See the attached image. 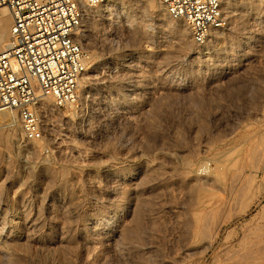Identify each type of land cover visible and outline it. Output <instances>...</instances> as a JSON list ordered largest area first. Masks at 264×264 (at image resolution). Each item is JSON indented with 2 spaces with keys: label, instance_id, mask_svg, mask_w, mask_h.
Here are the masks:
<instances>
[{
  "label": "rangeland",
  "instance_id": "374dc122",
  "mask_svg": "<svg viewBox=\"0 0 264 264\" xmlns=\"http://www.w3.org/2000/svg\"><path fill=\"white\" fill-rule=\"evenodd\" d=\"M108 5L81 32L77 100L44 104L38 140L0 128L12 264H224L251 232L264 252L263 1L231 2L203 45L157 0ZM244 204L206 252L210 227Z\"/></svg>",
  "mask_w": 264,
  "mask_h": 264
},
{
  "label": "built area",
  "instance_id": "2783aa9c",
  "mask_svg": "<svg viewBox=\"0 0 264 264\" xmlns=\"http://www.w3.org/2000/svg\"><path fill=\"white\" fill-rule=\"evenodd\" d=\"M136 1L141 0H0V22L5 10L13 19L9 39L0 48V128L19 123L28 140L41 138L44 104L75 102L90 66L81 38L88 11ZM157 1L189 26L198 45L224 25L228 0Z\"/></svg>",
  "mask_w": 264,
  "mask_h": 264
},
{
  "label": "bare ground",
  "instance_id": "6f19581e",
  "mask_svg": "<svg viewBox=\"0 0 264 264\" xmlns=\"http://www.w3.org/2000/svg\"><path fill=\"white\" fill-rule=\"evenodd\" d=\"M231 2H234V1H230V0H228V1H225L224 2V4H223V13L226 11V9L228 10V8H230V3ZM264 3V2H263ZM108 4H112V3H105V4H103V5H100V6H98L99 8H98V11L99 12H104V11H106V10H108V9H110V5H108ZM106 5V6H105ZM233 5V4H232ZM133 8V7H132ZM256 8V7H255ZM111 10V9H110ZM12 23H13V19H12V17H11V14H10V12L9 11H7V10H5L4 11V16H3V18H2V20H1V22H0V48H2L4 45H5V43L8 41V39H9V36H10V31H11V26H12ZM191 31V30H190ZM214 31H215V29H213L212 31H211V35L214 33ZM191 35H192V32H191ZM81 38H82V36H81ZM193 39V38H192ZM194 41V40H193ZM1 116H3V117H6L5 116V113L3 114V115H1ZM6 137V136H5ZM254 148V147H253ZM258 154V153H257ZM261 155V154H260ZM257 157H259V156H257ZM262 157V156H261ZM256 161V160H255ZM259 161V160H258ZM253 163H254V161H253ZM256 163V162H255ZM258 163V162H257ZM256 163V164H257ZM242 166V165H241ZM235 173V172H234ZM250 174V173H249ZM223 175V174H222ZM254 175V174H253ZM252 175V176H253ZM240 176V175H239ZM249 176V175H248ZM247 176V177H248ZM263 176V175H262ZM222 177V176H221ZM250 177V176H249ZM248 177V178H249ZM254 177V176H253ZM239 178V177H238ZM242 178V177H241ZM240 178V180H242ZM59 180V179H58ZM64 180V179H63ZM232 180V179H231ZM230 180V181H231ZM250 180V179H249ZM223 181V180H222ZM232 183H233V181H231ZM236 182H237V180H236ZM245 182V181H244ZM231 183V184H232ZM243 184V183H242ZM247 184H248V180H247ZM250 184V183H249ZM233 185H234V183H233ZM232 185V186H233ZM251 185V184H250ZM235 186V185H234ZM242 186H245V185H242ZM221 187V186H220ZM248 187V186H247ZM245 189V188H244ZM256 189V188H255ZM241 190V189H240ZM243 190V189H242ZM241 190V191H242ZM231 191V190H230ZM240 192V191H239ZM248 192V191H247ZM246 192V193H247ZM2 193V192H1ZM234 194V193H233ZM256 195V194H255ZM231 196H232V193H231ZM239 197V194H237V195H235L234 196V198H236V197ZM233 197V196H232ZM249 197V196H248ZM253 197V196H252ZM256 197H257V195H256ZM250 198H251V196H250ZM249 199V198H248ZM252 199V198H251ZM234 200V199H233ZM240 200V199H239ZM247 200V199H246ZM250 200V199H249ZM249 200H248V202H249ZM236 202H237V200H235ZM236 202H234V201H232V203L233 204H235ZM226 203V202H225ZM231 203V204H232ZM245 203V202H244ZM248 204V203H247ZM246 204V205H247ZM226 205H227V203H226ZM245 205V204H244ZM244 205L242 206V207H244ZM245 205V208H242L241 207V210L238 212V213H236L235 214V216L234 215H231V214H229L228 216H227V218H225V219H220V220H216V222H214V224H213V226L212 227H210L212 230H210L211 232L209 233V241L207 240V244H206V246H205V251L207 252L212 246H213V244L217 241V240H219L218 238H219V236L221 235V231H222V228H223V225H225V224H228V223H230L233 219H236L237 217V215H242V216H245L244 214L245 213H247L250 209H251V206H246ZM249 205H251V204H249ZM237 206V205H236ZM264 206V205H263ZM224 207V206H223ZM227 207V206H226ZM4 208V207H3ZM236 209V208H235ZM262 209V208H261ZM210 210H212V209H210ZM209 210V211H210ZM215 210H216V208H215ZM225 212V211H224ZM233 212V211H232ZM237 212V211H236ZM263 213V212H262ZM206 214V213H205ZM209 214H210V212H209ZM261 214V213H260ZM217 215V214H216ZM240 215H239V217H240ZM263 215V214H262ZM241 216V217H242ZM225 217H226V215H225ZM236 217V218H235ZM263 217V216H262ZM1 218H4V217H2V215H1V217H0V219ZM219 218V217H218ZM7 219V218H6ZM37 219V218H36ZM194 220V219H193ZM204 220V219H203ZM207 220H209V219H207ZM206 220V221H207ZM259 220H261L260 218H259ZM1 221V220H0ZM10 221H12V220H10ZM33 221V220H32ZM4 222H6V221H4ZM264 222V221H263ZM262 222V223H263ZM2 223H3V221H2ZM2 223H0V224H2ZM6 223H8L7 224V227H8V229H7V231L9 232V236L7 235V233H4L2 236H0V238H1V240H3V243L1 244V246H0V256L2 257V258H4L5 260H7L6 262H5V260H3V262L4 263H6V264H12V260H10V256L12 257V259H13V253H16L15 251H17V252H20V250L21 249H17V243H18V245H20L19 243H21L19 240V242L17 241V237L19 236L18 234H17V239L14 237V233L15 232H17V231H15L14 232V230L13 229H15V228H13V225H9V223L10 222H6ZM41 223V222H40ZM204 223V222H203ZM207 223H208V221H207ZM210 224V223H209ZM211 225V224H210ZM2 226H5V228H6V225H4V224H2ZM191 226V225H190ZM205 225H203V224H200V226H199V231H200V233L201 232H203L204 230H206V229H204L205 227H204ZM252 226V225H251ZM261 226H263V228H264V223H263V225H261ZM1 227V226H0ZM16 227V226H15ZM208 227V226H207ZM255 227V226H254ZM251 228V227H250ZM1 229H3V230H5L4 229V227L3 228H0V230ZM258 229V228H257ZM253 230H255V229H253ZM248 231H249V228H248ZM252 231V230H251ZM257 231V230H256ZM4 232V231H3ZM14 232V233H13ZM250 232V231H249ZM259 232L261 233V231L259 230ZM206 233H207V231H206ZM205 233V234H206ZM248 233V232H247ZM0 234H1V232H0ZM16 235V234H15ZM207 235V234H206ZM257 235V234H256ZM30 238V237H29ZM207 238V237H206ZM259 238L260 239H263L264 238V229H263V231H262V233L259 235ZM235 243L236 242H234V243H232V244H230L231 245V247L232 248H234L236 245H235ZM226 245V244H225ZM238 245L240 246H238L237 248H234V250L236 249H238L239 251L237 252V251H235V252H233L232 251V253L233 254H230L231 253V251H229L230 253V255H228V253H227V255H226V258L225 259H223L224 260V264H253V262L255 261L256 262V260H259V261H262V260H264V252H262L261 250H257V252L256 253H253L254 252V250H253V232H251V233H248V234H244L243 235V237H241L239 240H238ZM21 248H22V246H20ZM43 247V246H42ZM257 247H259V246H257ZM263 247H264V245H263ZM224 248V247H223ZM227 248V247H226ZM229 248H230V246H229ZM231 248V249H232ZM25 249V248H24ZM258 249V248H257ZM262 249V248H261ZM264 249V248H263ZM19 250V251H18ZM22 250H23V248H22ZM15 255V254H14ZM17 255V254H16ZM18 256V255H17ZM14 257H16V256H14ZM215 258V257H214ZM217 259V258H216ZM219 259V258H218ZM1 261V260H0ZM14 261V260H13ZM218 261V260H217ZM3 262H0V264H3ZM215 264H217V263H215ZM262 264V263H261Z\"/></svg>",
  "mask_w": 264,
  "mask_h": 264
}]
</instances>
